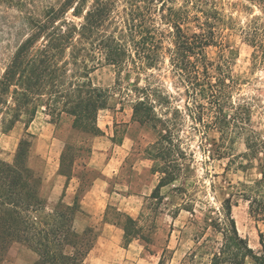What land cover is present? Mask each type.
Returning <instances> with one entry per match:
<instances>
[{
	"label": "trees",
	"instance_id": "obj_1",
	"mask_svg": "<svg viewBox=\"0 0 264 264\" xmlns=\"http://www.w3.org/2000/svg\"><path fill=\"white\" fill-rule=\"evenodd\" d=\"M249 1L264 7V0ZM90 2L63 0L30 17L29 32L0 78V132L11 130L19 121L26 120L29 125L40 106H45L55 125L64 115L74 117L57 170L65 183L51 209L42 194L43 179L29 163L35 135L26 131L12 161L0 157V264H11L8 252L16 242L36 253L37 264H84L98 231L93 226L79 231L75 221L83 211L82 197L97 175L86 181L87 172L79 174L77 165L79 159L92 155L88 137L104 134L97 122L98 113L110 108L112 96L91 74L104 64L119 70L132 66L130 69L135 68L139 75L158 69L166 60V32L161 24L171 29L169 61L184 104L175 107L174 120L168 119L157 110L158 105L169 106L161 101V91L139 85L133 89L138 95L132 107L133 119L157 134L148 158L163 162L160 172L172 178L164 182L165 177H160L151 197L158 199L160 190L177 179L169 163L180 154L171 145L187 116L206 130L217 129L224 141L245 138V154L249 164L258 161L261 178L245 184L237 194L249 202L251 215L264 219V135L251 127V98L240 97L242 84L231 74L228 60H213L206 53L207 47L221 42L217 0H127L125 15L118 8L120 0ZM74 17L82 20L77 22ZM110 27L114 29L110 31ZM82 165L92 170L87 162ZM74 177L78 185L68 203L65 196ZM237 203L233 196L227 197L223 216L208 223L222 239L198 241L192 255L206 248L209 264H264V231L258 232L260 248L256 250L239 232L233 214ZM105 220L124 230V247L133 239H142L132 233L137 220L130 215L108 206Z\"/></svg>",
	"mask_w": 264,
	"mask_h": 264
},
{
	"label": "rangeland",
	"instance_id": "obj_2",
	"mask_svg": "<svg viewBox=\"0 0 264 264\" xmlns=\"http://www.w3.org/2000/svg\"><path fill=\"white\" fill-rule=\"evenodd\" d=\"M60 1L63 0H0V78L29 32V18L42 13L47 5ZM126 4L127 0L118 3L122 15H125ZM216 4L220 12L221 42L207 47L206 53L213 60L220 57L228 60L231 74L242 84L240 97L251 98V127L264 135V7L249 0H217ZM71 12L68 13L70 17ZM74 19L77 22L82 20L78 17ZM161 27L166 32V60L158 69H148L139 75L135 68L130 69L132 66L119 70L104 64L91 74L94 82L112 94L110 108L98 113L99 126L105 133H110L112 128L117 129L116 141L129 135L126 142L132 145V149L128 163L138 162L139 169L150 167L140 170V173L133 171L135 191H140L143 186L150 190L160 177H165L164 182L172 178L160 172L163 163L160 160L149 158L141 161V158L149 157L151 143L156 140L157 134L151 127L133 119L132 107L138 98L133 89L139 85L154 88L158 93L161 91V101L169 106L158 105L157 110L168 119L174 120L175 107L184 104L182 90L169 61L168 49L173 47L171 29L167 25L161 24ZM109 29L111 31L114 27ZM73 120L74 117L64 115L55 125L45 106H40L29 125H26V120L19 121L11 130L0 132V157L7 161L13 160L26 131L35 135L29 163L43 179L42 194L48 200L50 209L63 191L65 178L57 170L64 139L72 132ZM205 130L206 127L195 124L190 117L183 119L180 130L176 132L178 139L171 145L180 155L169 163L174 172L172 176L177 179L160 190L158 199L150 197L140 206L132 233L142 239H133L124 247L123 238L117 242L114 240L118 228L107 226L84 264H158L160 260L162 264H209L206 248L197 249L195 255L192 253L198 241L202 242L206 237L218 242L222 239L221 233L214 231L208 223L223 216V202L230 196L238 200L233 214L240 234L249 240L253 248H260L258 232L264 231V219L251 215L249 202L237 194L246 188L245 184L252 185L261 178L258 161L249 164L244 137L224 141L217 129ZM99 139L100 136H90L87 143L94 147ZM89 159H79L77 165L79 174L87 172L86 181L98 175V171L83 167L82 163H88ZM77 185L78 178L74 177L66 192V202H72ZM114 201L117 202L118 198ZM94 204L97 210L102 206L99 198ZM96 217L95 223H87V215H80L75 221L77 230L83 231L92 224L98 234L103 232V224L98 222L97 214ZM36 261V253L23 243L16 242L9 249L8 262L11 264H37Z\"/></svg>",
	"mask_w": 264,
	"mask_h": 264
},
{
	"label": "crops",
	"instance_id": "obj_3",
	"mask_svg": "<svg viewBox=\"0 0 264 264\" xmlns=\"http://www.w3.org/2000/svg\"><path fill=\"white\" fill-rule=\"evenodd\" d=\"M102 130L104 134L99 135V142L97 145H94L92 155L88 160V168L98 171V175L82 197L83 211L78 214L77 218L82 214H86L88 217L87 223H95L94 220L97 219V214L98 222L103 224L101 228L103 232L98 234V238L104 235L107 226H114L118 228V231H115L114 239L117 242L123 238L124 230L120 226L105 220L107 207L112 206L137 220L140 206L151 197L159 181L150 187L148 191L144 189V186L140 191H135V181L132 178L133 171L140 173L142 172L140 170L145 171L150 167L145 166L139 169L140 167L137 166L138 162L128 163L127 160L132 149V145H128L126 142L129 135L123 136L120 141H116L114 138L117 129L112 128L110 133L108 131L105 133L103 128ZM141 159V161L150 160L149 158ZM98 198L101 200L102 206L97 210L94 201L95 199L98 200ZM117 198L118 201H114ZM110 216H113V212H111ZM89 226H92V224ZM121 230H123V233H121Z\"/></svg>",
	"mask_w": 264,
	"mask_h": 264
}]
</instances>
